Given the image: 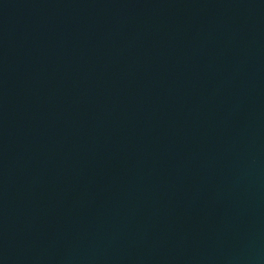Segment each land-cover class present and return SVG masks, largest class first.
<instances>
[{"label": "water", "instance_id": "water-1", "mask_svg": "<svg viewBox=\"0 0 264 264\" xmlns=\"http://www.w3.org/2000/svg\"><path fill=\"white\" fill-rule=\"evenodd\" d=\"M0 264H264V0H0Z\"/></svg>", "mask_w": 264, "mask_h": 264}]
</instances>
